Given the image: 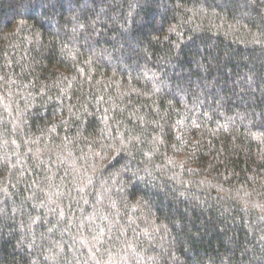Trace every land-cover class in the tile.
<instances>
[{
  "label": "trees",
  "instance_id": "1",
  "mask_svg": "<svg viewBox=\"0 0 264 264\" xmlns=\"http://www.w3.org/2000/svg\"><path fill=\"white\" fill-rule=\"evenodd\" d=\"M0 264H264V0H0Z\"/></svg>",
  "mask_w": 264,
  "mask_h": 264
}]
</instances>
